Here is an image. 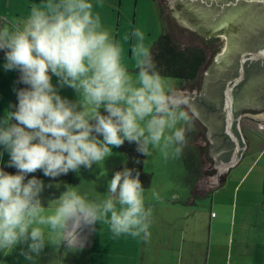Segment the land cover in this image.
<instances>
[{"label": "clouds", "instance_id": "1", "mask_svg": "<svg viewBox=\"0 0 264 264\" xmlns=\"http://www.w3.org/2000/svg\"><path fill=\"white\" fill-rule=\"evenodd\" d=\"M132 35L135 74L122 62V47L94 13L92 0H43L21 26L0 30L2 67L18 70L28 86L16 91L15 110L0 117V158L7 152V166L18 170L0 168V253L27 244L21 252L32 261L47 245L79 250L86 240L80 232L101 221L114 237L149 234L152 209L134 169L115 172L102 200L65 185L48 207L41 199L44 182L26 179L37 170L57 178L79 173L81 166L90 169L126 141L144 156L156 149L165 157L169 149L182 153L188 99L166 85L140 29ZM53 76L60 87L75 90L77 102L59 94Z\"/></svg>", "mask_w": 264, "mask_h": 264}, {"label": "rangeland", "instance_id": "2", "mask_svg": "<svg viewBox=\"0 0 264 264\" xmlns=\"http://www.w3.org/2000/svg\"><path fill=\"white\" fill-rule=\"evenodd\" d=\"M8 1L10 2L9 4ZM113 1L114 2H110L107 5L108 9L105 8L104 11H100L99 15L104 13V20L102 22L103 26L110 31L114 40L121 45L123 50L122 62L128 68V70H134L136 68V63L131 52V48L134 43L132 34L135 29H140V31L144 34V43L150 48L161 35L162 27L161 20L159 18V8L156 6L158 3L159 6H161L164 10L163 18H168V21L172 25V28L169 27V31L171 32V35L175 41L183 47L191 46L203 48L206 51L208 57V61L204 70L200 72L201 74L199 75L197 82L193 83L194 86H187L186 82L180 84L181 81L168 78H165V83L168 87L181 90L182 92L195 90L196 95H199L202 92L204 71L207 65L223 51L224 43L220 44L217 43L218 41H204V37L198 33L195 34V32H191L179 27L174 17H172L170 21L169 17L171 13L169 12L164 0H157V2L153 0H124L120 7L117 0ZM42 2L43 0H0V16H3L8 22H10V19H13L14 13H21L25 19L29 14L31 7ZM19 23L20 26L23 24L21 22ZM126 37L127 39H125ZM4 63L0 62V117H3L4 114H6L7 111H9L13 106L16 92L14 76L12 74L14 70H5L2 67ZM57 79V77L53 76L52 83L54 82V85L60 86L57 83ZM57 90L60 91L58 88ZM66 92H68V90L63 89L60 92V95L62 96L63 93ZM69 101L73 102L72 100ZM101 111L103 112V110ZM188 115L190 117V121L188 125H186V128L188 129L189 125L190 127L194 125L197 128V132H200L201 129L198 127L199 125H195L197 121L192 119L193 117L189 112ZM238 125L244 135V138L247 137V147L252 146L254 149L253 152L263 151L264 122H260L251 116L244 115L240 118ZM184 148H188V143L186 146H184ZM1 149L2 148H0V150ZM168 151L169 155L165 157L164 151L162 149L153 150L149 156H146L145 161V170L152 176V181L150 187L145 190L144 197L153 199V201H148L145 204L147 206V203H153V205H151L154 206L152 210V221L154 222L156 220L153 228L147 235L146 242L147 251H150V264H184L183 261L186 259V257H188L190 251L192 252V238L190 239V234L185 236L183 239L182 250L180 251V254L171 258L169 252L161 251L162 244L164 242L162 238H164L168 232H172V228H174L176 225H178L180 228L185 226V230L189 229L190 226L196 223L198 218L195 215L188 217V215H185L186 213H183L182 210H177L175 206V201L178 197L177 194H186V172L183 166L182 153L176 155L170 149ZM253 152L251 151L250 153ZM4 154L10 159L7 152H4ZM262 155H264V152ZM127 160V157L119 151V147H115L113 148V153L109 158L106 159V161L101 162L99 165L94 163L90 169L81 166L79 173L70 171L69 177L64 181L69 179L72 180L71 186H76V189L82 194H87L89 199L102 200L108 195L107 185L116 172V169L119 166L125 164ZM251 161L252 160L246 156V160L244 162L242 161L243 163L236 171H233L231 177L229 178L231 179L230 182H228L229 185L233 184L234 181H236V183L239 182L243 173L245 171H250L253 168L248 167L251 165ZM262 164L264 165V159L262 160ZM260 167L262 166L259 165L258 168H255V173L259 171ZM262 169H264V167ZM52 189H54V191L66 190L65 188L63 189L58 187ZM232 191L231 193L225 192V195L227 197L235 196L236 198L238 195L235 193L232 194ZM172 201L173 203H171ZM204 201H207V199ZM201 203L203 204L204 202ZM226 206V209L230 211V213L234 212V208H232L228 202ZM161 211L162 213H159ZM104 223L105 222L101 221L97 222L96 224L100 226ZM89 227L84 228V238L85 231ZM153 229H155L154 232ZM118 260L119 259L116 260V257L111 255L107 256L103 262L96 264H114ZM147 263L149 264V262Z\"/></svg>", "mask_w": 264, "mask_h": 264}, {"label": "crops", "instance_id": "3", "mask_svg": "<svg viewBox=\"0 0 264 264\" xmlns=\"http://www.w3.org/2000/svg\"><path fill=\"white\" fill-rule=\"evenodd\" d=\"M22 17L21 14L14 13L13 19L4 23V30L11 31L17 28L16 25L20 26L19 22L23 23L24 21V17ZM12 74L15 84L16 77L14 72ZM15 97L16 92L14 101ZM62 97L72 100L74 103L78 100L75 91L68 90L63 93ZM263 152L247 153L249 159L252 160L248 167L253 168L250 171L241 172L243 175L239 182L234 181L231 185L225 184L219 190V197L214 198L211 204L205 207L204 212L194 213L198 217L194 225L187 230H185V226L180 228L178 225L172 228V247L178 250V255L182 250L185 236L190 234V239L192 238V252L190 251L188 254L189 264H264ZM8 159L4 154L0 158V167L5 166ZM242 159L246 160V153ZM259 165L262 167L255 173V168H258ZM57 184H59L58 188L66 189L65 185H72V180L45 184L41 193L42 203L45 207H48L49 201L59 198L65 191H54L52 188L57 187ZM231 191L232 194L235 193L238 196L235 198V196L227 197L225 195V192L231 193ZM148 201H153V199L146 197L145 203ZM227 202L234 208L233 213L226 209ZM151 205L153 203H147V206L153 210L154 206ZM54 206L55 201L52 202V207L54 208ZM182 211L183 213L187 212L186 210ZM149 220L148 232L150 233L156 220L152 221V215ZM80 235L84 238V229ZM85 238L82 249L68 248L66 244H61L59 247L47 245L40 256L35 257L32 261L26 260L21 252L22 249L27 251V244H20L10 253H0V264H96L103 262L107 256L111 255L116 257V260L119 259L114 264H148L147 236L143 234L138 237L124 235L114 237L107 223H104L100 226L95 224L89 227L85 231Z\"/></svg>", "mask_w": 264, "mask_h": 264}, {"label": "water", "instance_id": "4", "mask_svg": "<svg viewBox=\"0 0 264 264\" xmlns=\"http://www.w3.org/2000/svg\"><path fill=\"white\" fill-rule=\"evenodd\" d=\"M165 3L182 29L187 27L191 32L197 29L203 37L222 31L224 49L207 65L202 92L196 95L195 90L183 91V95L191 99L184 107L191 116L193 113L194 119L213 120L222 127L223 141L235 143L228 156L234 164L223 165L224 170L230 171L246 149V139L238 125L240 118L247 115L264 122V111H260L264 106V0H166ZM180 3L184 6L180 7ZM225 12L235 16L238 23L222 28L219 21Z\"/></svg>", "mask_w": 264, "mask_h": 264}, {"label": "flooded vegetation", "instance_id": "5", "mask_svg": "<svg viewBox=\"0 0 264 264\" xmlns=\"http://www.w3.org/2000/svg\"><path fill=\"white\" fill-rule=\"evenodd\" d=\"M119 3V7L123 4L124 0H117ZM138 1V0H136ZM156 1L157 0H153ZM166 2V0H164ZM110 2H114L113 0H92L93 3V11L94 13H99L100 11H104L105 8L108 9V4ZM41 4V3H39ZM38 4V5H39ZM106 6V7H105ZM156 6L159 8V18L161 20V27H162V32L161 35L163 34H168L172 37L171 32L169 31V27L172 28V25L168 21V18L164 19L163 18V8L159 6L157 3ZM180 7H183L184 4H179ZM21 14V13H19ZM101 21L103 22L104 20V13L100 15ZM173 17V13L170 15V21ZM23 18V17H22ZM176 23L178 24L177 18L175 19ZM8 22L5 18L0 17V28L1 30H4L5 24ZM5 23V24H4ZM194 23V22H193ZM17 27L19 25H16ZM187 28V27H186ZM185 28V30H186ZM12 31V30H11ZM201 31V30H199ZM195 34L199 33L196 30H194ZM221 30H218V34L215 32L210 36H205L204 41H218L217 43H223V37L221 34ZM160 35V36H161ZM197 37V36H196ZM160 38V37H159ZM172 39H174L172 37ZM175 40V39H174ZM155 43V42H154ZM153 43V44H154ZM152 44V45H153ZM222 58V57H221ZM3 62H6L5 60H2ZM205 68V67H204ZM202 69V71L204 70ZM136 68L134 70H129V72L135 74ZM17 71L14 70L15 77H17ZM201 71V72H202ZM201 74V73H200ZM199 74V75H200ZM199 77V76H198ZM198 77L191 82H186L187 86H192L193 83L197 82ZM54 83V82H53ZM185 83V82H180ZM194 86V85H193ZM58 89H60V92L63 89H67L69 91H75L71 87L64 86H56ZM198 88V87H197ZM188 100H191L189 98V95H184ZM193 96V95H192ZM197 105V104H196ZM201 104H198L197 107H200ZM264 109V106H263ZM261 109L260 111H264ZM241 112V111H239ZM192 114V119H194V115ZM197 121L195 125H199L201 131L197 132L196 126L192 125V127H188L186 131V137H187V143H188V148H183L182 151V157H183V166L184 170L186 172V194L180 195L179 193L177 194V199L175 201V205L177 206V210H186L188 217L191 215H196L194 213H202L205 211V207L213 201L214 198H218L219 195V190L228 182H230L231 179H229L232 175V171L234 169H237L244 161L241 159L235 166L231 169V172L224 170L223 165L226 164H234V161L232 158H228L229 154L231 155L232 151L235 149V143L232 142H226L223 141V133H222V127L221 125H216L213 120H198L195 118ZM190 128V129H189ZM247 140V137L245 138ZM247 143V141H246ZM245 151L244 153L253 152V147H247L245 144ZM264 150V147L263 149ZM243 161V162H242ZM227 182V183H226ZM207 201H204L206 200ZM204 202L203 204L201 202ZM209 201V202H208ZM173 203V201L171 202ZM175 208V206H174ZM172 207V209L174 210ZM171 209V208H170ZM155 229H153V232ZM154 234V233H153ZM173 231L168 232L164 238L163 244L161 251L162 252H169L170 253V258L174 256H178V250L174 249L172 247L173 244ZM160 243V241H159ZM146 253H147V262L149 264L151 263V257H150V251H147L146 248ZM145 253V254H146ZM184 264H189L190 263V258L186 257V259L183 261Z\"/></svg>", "mask_w": 264, "mask_h": 264}, {"label": "trees", "instance_id": "6", "mask_svg": "<svg viewBox=\"0 0 264 264\" xmlns=\"http://www.w3.org/2000/svg\"><path fill=\"white\" fill-rule=\"evenodd\" d=\"M1 30V28H0ZM151 52L156 62L157 70L161 73L162 77L168 79H175L182 82L194 81L206 66L208 57L203 48L199 47H183L177 43L168 34H163L160 38L151 46ZM5 60L4 51H0V61ZM137 71V70H136ZM15 79V88L18 91L21 88L28 87L19 81L20 73L17 71ZM18 103L17 95L10 111H14V106ZM16 123V121H12ZM102 138V137H101ZM119 151L127 157V162L116 169L117 171L123 170L124 167L134 169L133 175L139 172V179L142 182V186L145 190L150 187L152 176L145 170L146 156L136 151V144L125 142L119 146ZM4 171L10 174H16L17 169L15 167H9L7 165L1 166ZM32 176L41 179L44 184L58 183L69 177V173L61 175L57 178H50L44 176L41 170H37L35 173H30L26 179Z\"/></svg>", "mask_w": 264, "mask_h": 264}, {"label": "snow or ice", "instance_id": "7", "mask_svg": "<svg viewBox=\"0 0 264 264\" xmlns=\"http://www.w3.org/2000/svg\"><path fill=\"white\" fill-rule=\"evenodd\" d=\"M220 26L223 28L226 25H231L234 23H238V20L235 16L229 15L227 12L220 17Z\"/></svg>", "mask_w": 264, "mask_h": 264}]
</instances>
